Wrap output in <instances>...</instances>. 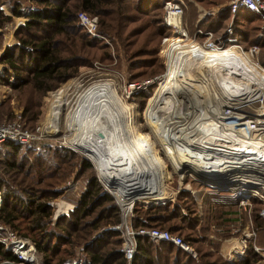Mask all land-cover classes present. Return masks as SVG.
<instances>
[{"label":"rangeland","instance_id":"obj_1","mask_svg":"<svg viewBox=\"0 0 264 264\" xmlns=\"http://www.w3.org/2000/svg\"><path fill=\"white\" fill-rule=\"evenodd\" d=\"M98 1L101 2L98 6L99 14L94 16L99 23V36L95 37L94 45L83 52L82 65L79 66L78 71L66 81L57 84L54 89L46 92L37 91L29 82L21 84L20 79L27 81L31 79V75L21 70L20 78L16 79L13 71L0 62V122L12 120L19 113L26 126L34 128L40 125L46 134L43 139L22 145L18 149L0 144V184L13 185V188L19 189L18 183L23 173L18 172L16 167L11 168L9 163L18 164L26 160V165L21 163L22 171L28 174L30 172L31 176L35 174L39 178L42 176L41 182L37 183L35 188L51 189L56 192V196L48 201L52 207L53 221L59 217H68L80 204L81 193L93 187L94 206H100L85 220L91 219L97 213L99 216L103 210V216L110 213V206H117L112 194L113 188L105 183V179L100 176L98 167L92 159L85 152L71 145L75 133L72 134L67 128L55 132L47 131L46 128L48 122L56 124L58 120L63 119L65 106L58 93L67 91L71 96L72 86L76 82L89 88L101 80L108 79L112 82H107L105 85H117L119 98L134 112V122L138 130L136 135L138 141L133 143L128 151L122 150L121 156L128 158L129 153L133 156L143 154L144 157L150 156L151 160L160 166L157 178L153 181L128 186L132 188L124 185V191L128 190L131 194L138 193L142 199V201L135 200L136 206H139L136 209V216H139L142 222L153 225L151 227L158 225L180 234L190 246L188 252L175 253V249L169 252V264H264V217L260 216L261 202L256 200L250 209L243 210L238 205L234 191L225 193L224 196L217 192L218 188L204 186L205 179L194 176L193 178L188 170L177 171L171 159L164 155L162 143L159 142L160 138H165L164 135L159 134V138L155 128L147 125L145 120L147 106L165 85L174 80L175 76L168 60L171 51L188 48V44L195 50L203 49L202 46H206L209 42L219 43V45L227 44L221 42L231 17L228 20L223 14L224 18L219 25L215 24V19L221 6H226L228 0H180L188 24L187 36L183 39L180 37L183 40L180 48H174L171 44L179 38V35L163 23L164 3L167 0H114V4H109V0ZM17 4L24 11L21 16L12 14V8ZM35 6H37L35 0H2L0 9L5 15H10L11 19L4 21L0 27V43L8 36H10L9 41L12 40L6 46L0 44L1 53L7 46L18 43V37H23L21 34L15 36V32L19 26L24 25L29 9ZM201 14L202 17L196 20ZM241 22L242 25L233 24L232 30L234 36L237 35L236 42L243 49H247L249 44L246 43L247 40L242 31L252 34L254 31L249 29V25L253 26L256 23L248 24L244 20ZM106 23L110 25L109 28L106 27ZM196 27H200L202 31H210L211 37L201 33L195 34ZM30 32L35 30L32 28ZM227 46L225 47L228 48ZM232 48L240 51L236 47ZM261 51L258 58L264 65V48ZM240 53L243 54L245 62L250 63V56ZM188 60L185 70H182L180 75L189 78L199 87L201 93L196 95V98L208 104L213 95L218 94L217 105L219 102L224 103L221 97L222 89L220 91L217 87L211 74L204 72L205 70H195L193 60ZM159 86L160 89L157 90ZM227 86L224 85L225 91H229ZM204 96H207L208 100ZM213 101H215L214 98ZM107 103L108 100H105V105ZM255 107V103L252 102L246 110L253 112ZM178 111L176 113L178 116L184 113ZM55 113L56 117L53 116ZM217 114L219 118L220 113L215 112L213 115ZM113 115L116 117V113ZM51 116L53 117L50 118ZM117 121L121 123L122 120L119 117ZM164 123L167 124V121ZM176 124L184 127V124L182 125L178 120ZM172 132L171 125L167 138L171 137ZM203 132L206 130L200 128L196 132L195 139ZM82 134L89 146H97V137L93 134V130L87 129ZM208 149L207 146H203L200 153L204 154L208 152ZM111 151H106L107 162L114 156ZM179 154L184 155L185 151ZM212 158L216 160L215 157ZM201 167L206 168L204 165ZM112 168L113 166H110V171ZM135 168L133 167L129 172L135 173ZM130 173L127 178L131 177ZM110 175L115 177L112 172ZM95 178L100 185L98 188L96 185L90 186V183L94 184L92 181ZM14 179L17 180L14 181ZM133 179H136V176ZM129 180L132 181L131 178ZM134 182L136 183L137 180ZM180 191H187L188 194L179 193ZM106 195L113 198L112 201H105ZM173 206L177 207L174 211H172ZM183 213L186 214L184 218L177 216ZM163 217L168 221H164ZM153 218L159 221L152 222L150 219ZM113 225L115 224L108 223L104 219L98 228L92 231L91 237L113 230ZM52 227L50 223L49 228ZM56 230L59 231V228ZM63 231L66 232L64 229ZM117 232L122 242L121 233ZM110 240L113 238L111 237ZM74 245L70 247L72 254L68 256V259L84 260L82 245ZM103 249L112 250V246L107 244ZM155 264H164V257H158Z\"/></svg>","mask_w":264,"mask_h":264},{"label":"trees","instance_id":"obj_2","mask_svg":"<svg viewBox=\"0 0 264 264\" xmlns=\"http://www.w3.org/2000/svg\"><path fill=\"white\" fill-rule=\"evenodd\" d=\"M35 1L37 6L29 9L24 25L19 26L15 32V36L21 34L23 37H18V43L4 49L0 55V62L13 71L16 79L20 78L19 73L22 71L31 75V79L27 81L20 79L21 84L29 82L34 90L46 92L69 79L82 65L83 52L86 51V48L94 45L95 38H92L80 24L77 13L84 11L89 15L99 14L98 6L101 2L99 3L98 0ZM71 1L72 3H70ZM113 1L109 0V4H114ZM1 2L2 0H0V4ZM23 13V9L18 4L13 6V16H21ZM223 14L229 18L227 10L217 14L216 25L221 24L224 18ZM10 19L11 16L5 15L0 9V27L4 21ZM242 20L248 24L256 23L253 26L249 25V29L254 31L252 34L242 31L247 42L243 41L248 43L249 47L254 43L255 36L259 32L260 21L255 14L243 9L237 13L234 23L242 25ZM105 25L108 28L110 26L107 23ZM32 28L35 32H30ZM235 37L237 39V35ZM258 43L263 50L264 37ZM159 89L160 87L157 90ZM1 144L12 146L14 149L22 146L20 143L10 140ZM21 163L26 165L27 161ZM21 163H9L11 168L16 167L18 172L23 173V177L18 183L19 189L13 188V185L0 184L2 196L0 223L7 225L17 234L29 238L41 255L42 264H58L68 259V256L72 254L70 247L75 246L74 244L82 245V251L85 254L83 259L90 264H127L119 250L121 238L117 231L108 230L103 234L91 237L92 231L97 229L104 219L108 223L119 222V210L116 205H111L110 213L105 216L102 214L103 210L99 216L97 213L91 219L85 220L100 206H94L93 201L95 196L93 185H96L97 188L100 186L96 178L92 181L94 184L90 183L93 188H88L81 193L80 204L71 214L53 221L51 219L52 207L48 201L56 196V192L51 189H36V184L41 182L42 176L39 178L36 174L31 176L30 172L28 174L26 171H22ZM16 180L14 179V181ZM179 193L188 194L187 191ZM104 199L110 202L113 198L106 195ZM176 208L173 206L172 211ZM185 215L184 213L177 214L183 218ZM163 219L168 221L164 217ZM150 220L152 222L159 221L156 218ZM50 223L53 225L52 228H49ZM161 223L164 222L161 221ZM134 225L135 227L153 226L139 220L135 221ZM155 227L164 229L158 225ZM55 228H59V231ZM111 237L113 240H110ZM107 244H111L112 250L103 249ZM173 249H175V253L183 252L169 242H153L148 238H139L137 251L131 264H155L158 257H164V264H169L170 254L168 255V253L173 252ZM11 257L12 255L0 246V259Z\"/></svg>","mask_w":264,"mask_h":264},{"label":"bare ground","instance_id":"obj_3","mask_svg":"<svg viewBox=\"0 0 264 264\" xmlns=\"http://www.w3.org/2000/svg\"><path fill=\"white\" fill-rule=\"evenodd\" d=\"M182 41L180 38L175 40L176 48L181 47ZM187 46L188 48L169 53L168 60L175 76L174 80L170 84L165 85L151 101L145 120H147V125L155 128L158 137L159 134L164 135V139L159 137V142L162 143L164 155L171 159L177 171L188 170L191 172L192 177L205 179V176H208V178H212L217 170L215 165L221 161L222 157V152H219L221 149L218 147L219 144L217 142H227L234 140V138L231 136L230 129L221 126V121L217 117L218 114L213 115L215 112L222 113L223 111L217 106L218 94L216 96L213 95L215 101L212 98V101L207 102L208 98L204 96L208 104L203 103V100L196 98V95L198 96L201 93L199 87L194 82H191L189 78L181 77L180 72L185 70L188 59H192L193 65H195L194 69L198 71L205 70L204 72L210 73L212 80L216 81L220 91L225 89L224 85H228V90L233 91L240 89L238 87L241 84L248 85L251 82L249 72L252 71V75L254 70L243 59V54L240 53L242 51L238 52L232 48L233 46L228 48L225 47L227 45L202 46L203 49L201 50L191 48L190 44ZM107 82L112 81L108 79L101 80L95 86H89V88H85L80 82H76L72 86L71 96L67 91L58 93L65 106L63 119H60V125H58L60 120L56 124L48 122L46 128L50 132L67 128L72 134L75 133L73 134V144L71 145L82 150L92 159L98 167L100 176L105 179V183L115 189L122 198L142 201L138 193L131 194L128 190L124 191V185H127V188H132L128 186L153 181L157 178L160 166L152 161L150 156L144 157L143 154L133 156L129 153L128 158L121 156L122 150L128 151L129 147L138 141L136 137L138 130L134 122V112L127 108L119 98L117 85H105ZM105 100H108L106 105ZM213 105L215 106L213 107ZM178 110L184 113L178 116L176 114L179 112ZM113 113H116V117H114ZM53 116L56 117V113ZM119 117L122 120L121 123L117 121ZM177 120L182 125L184 124V127L181 125L177 126ZM165 121H167V124L164 123ZM168 123L173 127V134L170 138H167L171 127ZM162 125L167 127L164 128ZM176 128L180 129V131ZM200 128L206 130V132L199 134L197 139H195L196 132ZM87 129L93 130V134L97 137L96 147H91L84 141L82 133ZM98 134H101V136H98ZM239 136L242 137L241 142L243 145L249 147L264 146L262 133L248 134L245 132L244 134H239ZM203 146H207L209 149L208 152L201 154L200 150ZM107 150H112L111 154H114L109 162L106 161ZM184 151V155L179 154ZM211 156L215 157L214 159L216 160H213ZM143 161H145L144 164L140 165ZM201 165L206 168L201 167ZM110 166H113L111 171ZM133 167H136L135 173H130L129 171ZM111 172L115 177L110 175ZM204 172L207 174H204ZM128 173L131 174V182L130 178H127ZM134 176H136V179H133ZM134 180H137V182L135 183ZM113 184L120 187H114ZM254 188V185H252L248 189L235 190L233 192L239 202L238 205L243 210H248V204L250 203H248V199L249 196L254 195Z\"/></svg>","mask_w":264,"mask_h":264},{"label":"built area","instance_id":"obj_4","mask_svg":"<svg viewBox=\"0 0 264 264\" xmlns=\"http://www.w3.org/2000/svg\"><path fill=\"white\" fill-rule=\"evenodd\" d=\"M242 9L255 14L260 21V28L255 36V41L247 49H243L236 42V37L232 30L233 24H235L234 19ZM226 10L231 17V21L225 28V37L221 43L227 44L219 45V43L209 42L206 47L211 45L236 47L246 56H250L249 64L254 72L252 75L250 74L252 81L248 85L241 84L238 87L240 89L233 90L234 92L222 90L221 97L225 102H219L217 105L219 109H223L219 116L220 124L223 128L231 130V136L234 140L217 142L219 144L218 147L221 149L219 152H222L221 161L215 165L217 170L212 178L205 176L203 185L218 188L217 192L224 194V196L226 195L225 193L230 191L245 190L254 185V195L249 196L248 203H250L248 208L250 209L256 200L261 202L260 216L264 217V146L249 147L243 145L241 142L242 137L239 136V134H244L245 132L248 134L262 133L264 136V65L258 58L261 53V47L258 42L264 37V0H228L227 5L221 6L220 9V11ZM77 18L92 38L99 36L96 16L79 11ZM163 23L174 33H177L179 38L183 39L187 36L188 24L185 20L180 0L165 1ZM200 33L208 35L207 37L212 35L210 31H202L200 27H196L195 34ZM171 44L172 47H177L174 42ZM252 102L255 103L256 107L254 108L255 111L250 112L246 110V107ZM44 132V128L40 125L34 128L27 127L21 115L17 113L14 119L0 122V144L7 140L20 143L21 145L35 143L45 137L46 134ZM204 174L207 173L204 172ZM216 184H219L220 187L214 186ZM112 194L119 210V222L113 225L112 229L121 233L120 252L126 259L127 264H131L136 254L139 238H148L153 242H169L185 252L190 250L189 244L178 233L157 227H135V221L142 220L139 216H136V209L139 208V206H136V199L122 198L115 189H112ZM1 202L2 196L0 192V205ZM0 246L4 251L12 255L11 258L0 259V264H42L41 255L34 243L29 238L17 234L2 223H0ZM58 264L90 263L82 259H66Z\"/></svg>","mask_w":264,"mask_h":264},{"label":"crops","instance_id":"obj_5","mask_svg":"<svg viewBox=\"0 0 264 264\" xmlns=\"http://www.w3.org/2000/svg\"><path fill=\"white\" fill-rule=\"evenodd\" d=\"M224 12H225V11H219L218 14H219V13L221 14V13H224ZM201 17H202V14L199 15V17H198L196 20H199ZM228 17H229V18H228V20H229V19H230V16H228ZM226 20H227V19H226ZM230 21H231V20H229V22H230ZM229 22H228V23H229ZM228 23H227V24H228ZM9 39H10V36H8L7 38H4V39H3L4 41L2 40L0 44H2L3 46H6V45L8 44V42L11 43V40H12V39H11L10 41H9ZM10 43H9V44H10ZM1 51H2V50H0V53H1Z\"/></svg>","mask_w":264,"mask_h":264},{"label":"water","instance_id":"obj_6","mask_svg":"<svg viewBox=\"0 0 264 264\" xmlns=\"http://www.w3.org/2000/svg\"><path fill=\"white\" fill-rule=\"evenodd\" d=\"M98 136H101V134H98Z\"/></svg>","mask_w":264,"mask_h":264}]
</instances>
